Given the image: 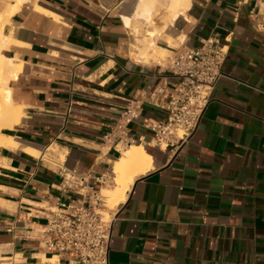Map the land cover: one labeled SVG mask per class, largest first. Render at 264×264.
I'll use <instances>...</instances> for the list:
<instances>
[{
    "label": "crops",
    "instance_id": "obj_1",
    "mask_svg": "<svg viewBox=\"0 0 264 264\" xmlns=\"http://www.w3.org/2000/svg\"><path fill=\"white\" fill-rule=\"evenodd\" d=\"M6 5L0 0V16ZM137 5L27 0L6 21L4 32L20 43L5 55L19 65L9 85L23 117L4 130L17 143L0 147V264H68L26 228L73 197L63 169L112 181L131 143L103 137L135 98L143 110L129 124L132 144H143L155 167L115 210L111 264H264V32L251 21L264 15V0H190L177 17L170 0H158L150 23L135 16L129 27L124 14ZM158 9L165 13L156 22ZM147 30L166 53L211 36L229 48L198 129L179 148L155 146L143 123L166 117L178 82L167 59L142 54L135 35L149 37Z\"/></svg>",
    "mask_w": 264,
    "mask_h": 264
},
{
    "label": "built area",
    "instance_id": "obj_2",
    "mask_svg": "<svg viewBox=\"0 0 264 264\" xmlns=\"http://www.w3.org/2000/svg\"><path fill=\"white\" fill-rule=\"evenodd\" d=\"M251 21L264 32V15L252 13ZM228 52V45L211 36L200 47L175 49L167 56L168 69L178 79L167 102V115L160 120L143 119L155 146L163 150L179 148L192 138L223 76ZM142 110L140 98L131 100L116 127L103 140L132 144L129 124L142 118ZM61 173L63 188L73 197L69 201L58 200L46 221L27 227L25 236L37 240L47 254L67 259L68 264H111L115 212L107 210L102 194L108 178L67 169Z\"/></svg>",
    "mask_w": 264,
    "mask_h": 264
},
{
    "label": "bare ground",
    "instance_id": "obj_3",
    "mask_svg": "<svg viewBox=\"0 0 264 264\" xmlns=\"http://www.w3.org/2000/svg\"><path fill=\"white\" fill-rule=\"evenodd\" d=\"M25 1L27 0L7 1L5 12L3 11L4 14L0 16V147L11 146L17 143V140L10 134H7L4 130L11 129L15 125L19 124L23 117L21 107L14 103L12 99L9 85V82L17 77L19 65L15 63V60L12 59V57L10 58L6 56L3 51L9 48L12 44H20L19 41L15 40L11 35L6 34L4 32V28L8 18L14 12H17L16 10ZM157 2L158 0H138V5L133 8L130 14H126L125 16L128 21L127 25L129 27L132 26V21L135 16L144 18V20L150 23L154 15ZM189 6L190 0H170L169 9L173 12V16L177 17L185 14ZM135 30L138 32L136 28ZM146 33L149 37L144 36L142 39L139 37L141 40H139V38L135 35V42L137 44L138 42H143L144 44L142 47L144 46L143 48H145V50L143 49L144 53L142 54H148L149 49L153 50V56L159 53L164 54L166 50L158 47L156 45L157 43L155 44L153 41L154 38L152 37L154 36V32L147 30ZM139 45L141 47V44ZM139 51L140 49H138L137 53H139ZM49 150L55 152L57 151V146L50 147ZM61 157L64 158L63 154H61ZM154 167V156L143 144L134 143L122 150L121 155L113 163L111 174H113L112 178L115 182L114 186L112 188H102V194L104 196L106 206L111 208L116 206L118 207L120 204L125 202L128 191L130 190L134 180L148 173Z\"/></svg>",
    "mask_w": 264,
    "mask_h": 264
},
{
    "label": "rangeland",
    "instance_id": "obj_4",
    "mask_svg": "<svg viewBox=\"0 0 264 264\" xmlns=\"http://www.w3.org/2000/svg\"><path fill=\"white\" fill-rule=\"evenodd\" d=\"M4 1H10V0H4ZM164 13H165V10L164 9H158V11L156 12V15L154 17V19L156 20V22H158L159 20H163V17H164ZM124 16H126V13L124 14ZM125 20H126V23L128 24V21H127V18L125 17ZM155 22V21H154ZM147 25L143 24V27H142V33L145 32V29H146ZM4 53L5 50L3 51ZM171 53H166L164 52V54H155L154 56H152V58H154L155 60H166L167 59V56H169ZM161 55V56H160ZM159 57V58H158ZM13 146V145H11ZM127 148V147H126ZM126 148H123L122 150L126 149ZM113 175V174H112ZM114 180L112 179V181L106 185H104V187H109V188H112L114 186ZM104 202H105V199H104ZM106 204V202H105ZM107 210H113V212H115V210L117 209V206L116 207H108L106 206Z\"/></svg>",
    "mask_w": 264,
    "mask_h": 264
}]
</instances>
